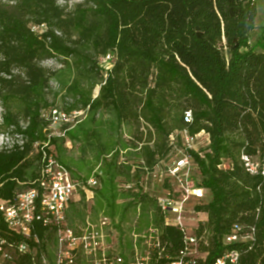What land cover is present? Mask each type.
<instances>
[{"label": "trees", "instance_id": "1", "mask_svg": "<svg viewBox=\"0 0 264 264\" xmlns=\"http://www.w3.org/2000/svg\"><path fill=\"white\" fill-rule=\"evenodd\" d=\"M73 1L0 0V136L24 138L0 150V200L37 188L52 156L76 179L99 180L94 214L112 219L120 231L130 220L137 234L156 229L161 247L151 250L150 262L170 264L184 250V234L140 181L146 169H166L163 163L182 148L181 132L205 133L206 148L185 151L193 160L192 180L206 191L194 205L195 213L207 215L196 231L208 241L199 264H213L226 250L238 252L239 264H264V176L247 172L241 159L264 165V30L255 45L250 41L257 0H83L70 6ZM42 24L47 31L37 36L31 26ZM109 54L112 61L104 63ZM49 61L55 67L46 66ZM54 109L84 116L58 136L50 129ZM186 112L191 123L184 121ZM126 126L132 127L128 141ZM68 143H79L81 156H94L95 164L78 168L67 157ZM121 156L126 163H119ZM122 182L134 187L121 188ZM172 185L166 178L162 190ZM79 192L67 224L77 214L86 221L85 191ZM3 216L0 241L28 247L13 264L50 262L55 228L35 221L24 238ZM235 225L253 229V240L226 246ZM142 243L137 248L144 252Z\"/></svg>", "mask_w": 264, "mask_h": 264}, {"label": "built area", "instance_id": "2", "mask_svg": "<svg viewBox=\"0 0 264 264\" xmlns=\"http://www.w3.org/2000/svg\"><path fill=\"white\" fill-rule=\"evenodd\" d=\"M31 30L39 36L47 31V26L45 24L33 25ZM112 59L113 56L109 54L103 62L107 63ZM51 86L57 90L59 88L56 82H51ZM83 116V111L67 114L57 109L52 110L49 115L52 134L62 136L63 127L75 126L77 120ZM184 121L192 122L191 112L185 113ZM180 136L182 148L177 149L176 152L179 156L169 160L166 164L163 163L165 170L160 166L151 171L146 169L140 185L145 191L156 192L158 203L166 215V220L169 224L177 226L184 234V250L170 264H199V261L205 260L208 254L202 250L208 246V241L205 233L200 236L196 234L199 223H201L199 219L201 213H195L194 205L204 200L206 191L197 187L192 180L193 160L185 151L197 150L195 146L202 136L207 137L208 143L209 138L205 133L190 136L187 130L181 132ZM176 137L177 134L171 136L172 144L177 143ZM23 139L22 135L14 137L2 135L0 136V150L11 148L15 143L22 145ZM241 159L247 172L255 176L259 174L264 176V165L259 160L247 155H242ZM126 162L127 158L121 156L119 163ZM166 178H170L173 182L172 189L162 190ZM150 181L152 184H148ZM153 184H158L161 191H156L152 187ZM99 186L100 182L94 175L87 180L76 179L66 167L49 156L46 167L41 171L37 188L18 193L14 201L0 200V212L4 215L8 228L24 238L30 237L35 221H41L44 225L55 228L57 249L53 264H77L80 257L90 260L93 264H151V250L161 247L159 232L156 229H150L141 234L135 232L130 234L135 243L134 259L126 261L121 254L115 253L113 240L116 238V229L112 219L101 216L95 223L87 221L86 226L79 233L68 226L66 213L78 190L85 191L87 195L93 193V189ZM120 187L129 189L134 187V184L122 182ZM189 215L196 217H189ZM253 236V229L248 228L247 230L244 226L235 225L232 233L224 237L223 243L229 246L248 242L253 240ZM109 239L110 243H108ZM139 239L144 240L143 245L146 248L144 252L137 248ZM27 248L24 244L5 245L3 241H0V264H13L14 256L27 251ZM43 264H51V262L45 259ZM213 264H239V254L233 250H226L215 259Z\"/></svg>", "mask_w": 264, "mask_h": 264}, {"label": "rangeland", "instance_id": "3", "mask_svg": "<svg viewBox=\"0 0 264 264\" xmlns=\"http://www.w3.org/2000/svg\"><path fill=\"white\" fill-rule=\"evenodd\" d=\"M83 0H74L73 2L70 3V6L73 4V3H77V2H82ZM257 3H258V16H257V20H256V29L252 32V35H251V43L252 45H255L258 41V39L261 37L262 33H263V30H264V0H257ZM46 66L48 67H55L54 66V63L49 61L46 63ZM60 105L61 102H59ZM0 112H1V108H0ZM1 133V132H0ZM208 145H207V137H204L202 136L195 148L197 150H201V149H204L206 148ZM68 148L70 149L68 152H67V157L70 161H74L76 163V166L78 168H80V166L78 165L79 163H81L83 166H85L84 164L88 163V161H85L84 158L81 159V155H79V147L75 148L73 147L72 149L70 148V146H68ZM175 153V152H174ZM172 154L171 157L169 158L170 160L172 159H175L179 156V153H177L176 155L175 154ZM79 155V156H78ZM166 163H168V161H166ZM165 163V164H166ZM78 195L80 196H77L82 198V195L79 193H77ZM90 194H85V206H86V216H85V220L86 221H89L90 223H95L101 216H103L102 213L100 214H94V212L92 211L91 209V205L93 204L91 201L92 200H88V196ZM89 201V202H88ZM131 213V212H130ZM131 219L134 218V215L130 214L129 215ZM72 217V215L70 216ZM74 217H76V219L74 220L73 219V223H71L70 221H68V224L70 226H72L76 232H80V230L86 226V221L85 223L83 222H80V218L77 215H75ZM73 217V218H74ZM99 217V218H98ZM189 217H196L195 215H189ZM131 221V220H130ZM129 221V223H130ZM126 224V225H123V230L120 231L119 229L115 228L116 229V238L113 240L114 242V247H115V253L116 254H121L123 255V257L127 260V261H132L134 259V253H132V250H131V246H132V243L134 244V241L133 239L131 238L130 234L132 232V229L130 227V224ZM72 224V225H71ZM121 232L123 233V235H121ZM108 243H110V239L108 240ZM143 244V243H142ZM51 248L50 249V262L51 264L54 263L55 261V256H56V245H51ZM139 248V246H138ZM77 264H93V262H91L90 260L86 259V258H83V257H80L77 261Z\"/></svg>", "mask_w": 264, "mask_h": 264}, {"label": "crops", "instance_id": "4", "mask_svg": "<svg viewBox=\"0 0 264 264\" xmlns=\"http://www.w3.org/2000/svg\"><path fill=\"white\" fill-rule=\"evenodd\" d=\"M126 128H127V131H125L124 130V139L125 140H131V138H132V135H131V133H130V129L132 128L131 126H126ZM208 143V142H207ZM80 144L78 143L77 145H76V147H78ZM68 146H70V148H72V146H71V144H69L68 143ZM79 155H81L80 154V152L78 153ZM78 155V156H79ZM82 157V156H81ZM82 158H84V157H82ZM84 160L85 161H88V163H86V164H84L85 166H90V165H94L95 163H94V156H90V155H87L85 158H84ZM98 167V166H97ZM79 174H81V175H85L86 174V172H78ZM152 187L154 188V189H156V191H161L160 190V187H159V185L158 184H153L152 185ZM90 195L88 196V200L90 201V200H93V197H94V193H89ZM77 196H80V195H78V194H76L74 197H73V200H72V202H77V201H79L81 198L80 197H78L77 198ZM199 219L201 220V221H206L207 220V215L206 214H200L199 215Z\"/></svg>", "mask_w": 264, "mask_h": 264}]
</instances>
